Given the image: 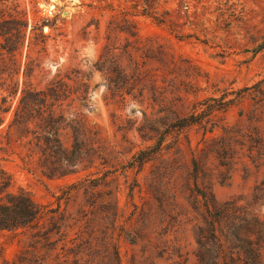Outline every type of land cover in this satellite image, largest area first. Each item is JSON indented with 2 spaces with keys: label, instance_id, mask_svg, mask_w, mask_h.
Returning <instances> with one entry per match:
<instances>
[{
  "label": "rangeland",
  "instance_id": "rangeland-1",
  "mask_svg": "<svg viewBox=\"0 0 264 264\" xmlns=\"http://www.w3.org/2000/svg\"><path fill=\"white\" fill-rule=\"evenodd\" d=\"M15 3L25 22L15 56L18 87L28 60L36 65L28 78L35 89L57 80L67 85L63 117L79 115L97 129L117 165L107 182L59 202L62 227L51 235L52 243H36L28 230H0V264H117L116 256L119 264H194L205 203L234 200L264 216V50L251 51L264 37V0H154L161 23L140 15L142 0ZM123 12L150 58L145 69L171 79L167 89L179 116L230 103L206 124L178 135L159 127L152 139L146 137L154 128L145 120L146 102L111 103L103 77L92 67L107 22L121 21ZM78 84L87 87L85 101L75 98ZM61 139L68 144L67 130ZM138 151L150 159L138 171L122 169ZM0 169L10 192L22 190L34 203L52 208L63 187L97 172L49 179L1 152Z\"/></svg>",
  "mask_w": 264,
  "mask_h": 264
},
{
  "label": "trees",
  "instance_id": "trees-1",
  "mask_svg": "<svg viewBox=\"0 0 264 264\" xmlns=\"http://www.w3.org/2000/svg\"><path fill=\"white\" fill-rule=\"evenodd\" d=\"M16 1L0 0V152L14 156L25 170L33 169L49 179L74 176L91 169L97 171L63 187L56 198V207L52 208L34 203L22 190L10 192V180L0 169V230H28L36 243L43 241L46 245L52 243L51 235H56L62 227L59 202L69 200L81 188L87 190L107 182L106 178L115 172L117 163L115 159L111 162V152L97 129L88 126L79 115L70 119L63 117L60 105L71 93L67 85L57 80L44 89H35L28 78L36 65L28 60L23 64L21 87H18L20 70L15 56L22 44L25 22ZM153 1L142 0L140 15L161 23ZM121 15V21L111 18L107 22L104 43L92 67L103 77L106 96L111 103L124 107L130 102L140 105L146 102L150 112L149 119L145 120L154 125L146 137L152 139V133H157L159 127H164L165 133L178 135L193 125L206 124L214 111L230 103L196 108L197 113L195 110L179 116L178 108L171 104L173 92L167 89L171 79L168 75L158 78L157 74L145 69L150 58L139 46L140 40L126 18L128 14ZM38 38L37 33L32 34L34 42ZM263 50L264 37L251 51L256 54ZM4 56L8 58L7 63L3 61ZM86 90L84 84H78L74 91L76 100L85 101ZM181 100L185 99L180 97ZM193 106H200V103L195 102ZM142 116L146 118L145 113ZM63 130L69 132L67 145L61 139ZM160 143L158 140L153 148ZM143 153L136 152L121 168L125 171L137 168L138 171L150 159V156H142ZM96 174L100 176L94 177ZM262 184L264 193V182ZM205 212L203 228L195 237L194 264H264V216L247 206H237L234 200L220 205L205 203ZM118 261L116 256L117 264Z\"/></svg>",
  "mask_w": 264,
  "mask_h": 264
}]
</instances>
